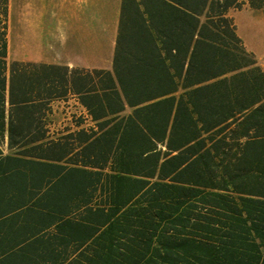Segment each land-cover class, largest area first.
<instances>
[{
    "label": "trees",
    "instance_id": "obj_1",
    "mask_svg": "<svg viewBox=\"0 0 264 264\" xmlns=\"http://www.w3.org/2000/svg\"><path fill=\"white\" fill-rule=\"evenodd\" d=\"M245 3L122 0L115 74L30 63L26 79L14 61L25 149L0 162V264H264V71L226 75L241 65L229 12ZM8 31L0 0V63ZM160 47L192 50L182 81L154 62ZM70 83L98 129L55 164L46 111Z\"/></svg>",
    "mask_w": 264,
    "mask_h": 264
},
{
    "label": "crops",
    "instance_id": "obj_2",
    "mask_svg": "<svg viewBox=\"0 0 264 264\" xmlns=\"http://www.w3.org/2000/svg\"><path fill=\"white\" fill-rule=\"evenodd\" d=\"M245 1L246 3L241 9L232 8L229 12L235 21L237 35L241 39L240 50L238 48L234 52L236 60L240 61L241 65L230 71L228 70L226 73L228 76L242 71L249 72L257 68L264 71V31L262 29L256 31V35L260 37V44L254 46L248 41L240 28V20L248 25L253 24L255 27L264 25V2L260 0L262 5L254 7L250 5L249 0ZM73 6L76 7L74 12H70L67 17H61L54 25L52 49L49 50V52L51 51L49 57L44 54L40 56L37 53L38 51L29 50L25 44V36L21 40L19 51H17L8 31V59L6 62L0 63V70H2L0 72V162L3 161L5 165H9V163H5L8 155H19L18 151L25 149V147L20 146V142L14 143L11 136L10 123L14 113L11 100L14 61H19L20 73L23 74L24 71L26 79L30 63L68 66L71 72L76 69L84 72L109 70L115 74V57L121 33L122 0H79V2L75 1L74 5L72 4ZM191 56L192 50L183 51L180 49L177 52L176 49L170 47H160L153 60L160 67L163 65L175 78L182 81L187 73ZM178 59L184 65L180 78H178V71L173 65L174 61L177 62ZM150 66H154L152 62L149 64ZM198 84L199 82L196 85ZM71 86L70 83L66 94L55 96L51 102V110L46 111L50 123L45 127L48 129V136L54 141V149L51 154H53L52 162L55 164L66 163V158L72 154L70 152L69 155L62 153L59 144L62 145L67 140L71 149L76 143L73 138L78 131L90 132L92 127L98 129L96 121H94L92 114L82 100V95L73 90ZM159 98L152 99V101ZM259 100L263 102L264 97L261 96ZM130 111L131 109L128 107L125 113ZM18 130L22 132V126ZM24 131H27V127ZM72 135L74 136L71 137ZM38 143L40 142L34 141L27 144L26 147L30 148ZM73 149L72 152L77 151V148ZM35 153V156L28 154L24 157L45 161L44 158L38 156V151L35 150Z\"/></svg>",
    "mask_w": 264,
    "mask_h": 264
},
{
    "label": "rangeland",
    "instance_id": "obj_3",
    "mask_svg": "<svg viewBox=\"0 0 264 264\" xmlns=\"http://www.w3.org/2000/svg\"><path fill=\"white\" fill-rule=\"evenodd\" d=\"M75 1L79 2V0H9V34L17 51L25 36V44L29 50L38 51V55L44 54L49 57L54 25L61 17H67L70 12H74L76 7H72V4L74 5ZM240 28L252 45L260 44V37L256 35V31L258 29L264 31V25L255 27L240 20Z\"/></svg>",
    "mask_w": 264,
    "mask_h": 264
}]
</instances>
